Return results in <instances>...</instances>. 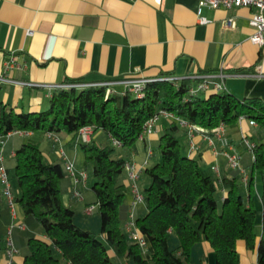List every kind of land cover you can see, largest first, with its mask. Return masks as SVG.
Here are the masks:
<instances>
[{
    "label": "crops",
    "instance_id": "0c3cea01",
    "mask_svg": "<svg viewBox=\"0 0 264 264\" xmlns=\"http://www.w3.org/2000/svg\"><path fill=\"white\" fill-rule=\"evenodd\" d=\"M197 9L198 0H0V105L15 112H40L48 109L51 94L66 79L83 78L86 83H96L100 79L157 77L160 73L178 80L195 79L192 86L198 77L222 73L224 89L218 92L264 102V45L257 46L249 40L254 29L248 21L254 9L205 6L199 13ZM229 17L234 21L233 27L226 26ZM12 57L19 68H6ZM114 89L126 88L116 84ZM214 92L209 88L195 95L207 97ZM172 119L175 118L160 116L152 132L136 140L132 149L119 148L118 155L138 170L135 185L142 195L149 183L145 169L161 162L158 140ZM102 133L92 130L89 140L99 146L106 145L109 139ZM249 135L252 141H264V130H257L256 125H249L243 119L235 129L224 127L221 139L212 131L200 128L189 131L186 127H181L178 139L182 153L195 159L201 173L217 182V197L222 198L225 192L220 188V180L237 173L229 166L225 153L239 156V174L246 178L250 174V168L241 161L239 147L240 138ZM28 140L39 144L47 162L62 166L60 200L73 211L75 225L103 239L99 216L86 213L95 196L91 185L88 186L92 168L83 163L78 136L63 132L52 136L43 131L9 132L0 154L13 199L19 194L14 154ZM65 162L73 164L76 182L66 172ZM79 172H85L86 180L79 179ZM120 180L125 187V202L132 207L133 219L144 216L146 209L142 203L132 205V182L126 170ZM263 182L264 171L256 173L253 195L256 244L262 233ZM242 187L245 196L246 186ZM5 207L9 206L0 182V208ZM9 209L11 222L6 230L10 229V239L17 249L10 264H22L28 253L23 213L17 203ZM6 238L0 241V264L8 261ZM177 246V237L169 232V249L175 250ZM107 248L113 264H134ZM236 250L238 264H256L255 249H247L243 241H238ZM141 251L145 258L149 257L148 245ZM186 264H216L215 252L208 242H197L192 245Z\"/></svg>",
    "mask_w": 264,
    "mask_h": 264
},
{
    "label": "trees",
    "instance_id": "16d2710c",
    "mask_svg": "<svg viewBox=\"0 0 264 264\" xmlns=\"http://www.w3.org/2000/svg\"><path fill=\"white\" fill-rule=\"evenodd\" d=\"M164 75L167 74H159ZM194 80L149 83L140 98L126 89L115 90V85L56 88L48 109L34 113L15 112L0 105L1 137L13 131L63 132L75 137L80 128L91 127L109 139L103 146L93 140L79 142L83 163L92 168L94 213L99 216L103 239L75 225L73 211L62 205V166L47 162L34 140L16 149L14 176L19 194L14 203L23 213L28 249L22 264H113L107 247L134 264H186L192 245L203 240L214 250L216 264L239 263L238 241L256 250V264H264V182L260 195L262 233L257 244L253 206L254 177L264 171V141L244 136L254 143L252 151H248L240 138V158L250 168V174L245 184L238 169L236 175L222 178L220 188L225 195L219 198L217 182L201 173L195 159L182 153L178 139L181 126L176 120L183 119L211 132L219 126L235 129L242 117L248 122L253 120L257 130H264V102L218 91L207 97L191 95ZM86 82L83 78L65 80L67 84ZM159 110L169 112L175 119L158 140L161 162L145 169L149 179L142 202L146 214L134 220L136 231L150 247L149 257L145 258L142 248L125 231L129 206L120 177L126 161L117 149H132L145 122ZM113 140L119 145H114ZM10 222L9 207L0 208V241L7 236ZM169 232L178 239L175 250L168 247Z\"/></svg>",
    "mask_w": 264,
    "mask_h": 264
},
{
    "label": "built area",
    "instance_id": "2783aa9c",
    "mask_svg": "<svg viewBox=\"0 0 264 264\" xmlns=\"http://www.w3.org/2000/svg\"><path fill=\"white\" fill-rule=\"evenodd\" d=\"M210 7V8H218L223 7L225 9H231L233 7H248L251 9H254V12L251 13L249 17V25L254 29L252 35L249 37V40L256 44L257 46H263L264 45V0H198V13L200 12V9L202 7ZM201 22H205L204 18L200 19ZM226 26L227 27H233L234 21L231 17L226 19ZM19 68L20 66L16 63V60L12 57L8 63H6V68ZM224 75L222 73H218L216 75H203L201 77H198V80L196 82V85L192 86L189 90L191 95H195L197 91L200 90H208L209 88L214 89L215 91H221L224 89L223 87V80ZM17 84L21 85H30L28 82L23 81H14ZM156 82H169L172 84H176L178 82V79L176 77L170 76V75H164V76H157V77H132L127 79H121L116 81H101L96 83H72V84H61L57 85L56 88H70V87H83V86H102V85H124L126 90L132 92L136 95V97H142L144 93V88L149 83H156ZM160 116L165 117H173L169 112L164 110H159L157 114L152 116L150 119H148L143 128V133L140 138H142L144 135L150 134L153 130L154 123L157 121V119ZM243 118L240 117L239 120H242ZM179 125L181 127L188 128L189 131H192L193 129H196V127L188 124L183 119H177ZM249 125L255 126L256 123L253 120H249ZM17 132V131H13ZM92 132L91 127H82L79 129L77 136L80 139L81 142H87L89 141V136ZM224 132V127L219 126L217 129L213 130L212 133L219 139L222 138ZM9 134V133H8ZM7 134V135H8ZM0 136V147L3 145L5 138L7 137ZM49 136H52V134L48 133ZM57 140V139H55ZM243 143L248 148V151H252L254 148V143L249 141L244 136L242 137ZM211 142V140H209ZM114 145H119V143L115 140L112 141ZM63 154V152L61 153ZM228 164L233 169H240L239 164V156L237 154H227L225 153ZM65 170L68 172L71 176H73L74 181L76 182L78 180L77 177H75V171L73 164L71 162H65ZM125 170L127 171V175L129 180L132 182V205L139 204L143 202V195L138 191L137 186L135 185V181L138 177V170L135 168L133 163H126L125 164ZM216 170V169H215ZM79 179L82 181L86 180L87 176L85 172H79L78 173ZM243 183L245 184L247 181L246 177L242 178ZM0 182L4 186V197L7 201V205L9 208L13 207L14 199L13 196L9 190L8 180H7V174L6 170L2 164V156L0 154ZM79 195L78 193H75ZM95 205H88L86 207V213L91 214L94 212ZM129 215L128 220L125 223V230L129 234V237L136 241L141 248L144 247L145 241L141 238V236L138 234L134 227V219L132 216V207H129ZM6 255L8 257L7 264H10V258L14 253L17 252V249L12 244V241L10 239V229L7 230V238H6V249H5Z\"/></svg>",
    "mask_w": 264,
    "mask_h": 264
},
{
    "label": "rangeland",
    "instance_id": "374dc122",
    "mask_svg": "<svg viewBox=\"0 0 264 264\" xmlns=\"http://www.w3.org/2000/svg\"><path fill=\"white\" fill-rule=\"evenodd\" d=\"M102 135L104 136L103 133H102ZM117 151H119V150L117 149ZM92 181H93L92 176H89V179H88V186H90V185L92 184ZM241 191H242V193H243V187H241ZM95 214H96V213H95Z\"/></svg>",
    "mask_w": 264,
    "mask_h": 264
}]
</instances>
